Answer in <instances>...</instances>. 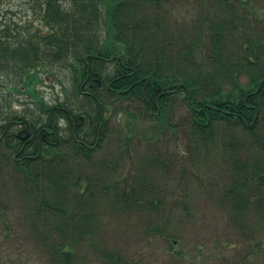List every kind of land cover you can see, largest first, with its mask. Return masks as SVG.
<instances>
[{
	"label": "trees",
	"instance_id": "1",
	"mask_svg": "<svg viewBox=\"0 0 264 264\" xmlns=\"http://www.w3.org/2000/svg\"><path fill=\"white\" fill-rule=\"evenodd\" d=\"M204 1L202 16L186 24L169 19L157 0H35L47 30L13 31L0 19V161L20 174L35 214L46 207L65 215V198L89 207L84 198H95V181L81 169L105 140L111 115L129 116L130 128L139 120L152 130L179 128L172 118L183 107V126L206 149L217 146L216 134H230L219 146L232 172L221 202L237 215L254 198L264 185V43L229 42L222 13L237 5L247 12V2ZM43 71L61 82L63 99L46 100ZM139 195L122 188L113 198L141 208ZM92 214L61 217L59 227L73 223L85 235ZM71 244H59L54 264H72Z\"/></svg>",
	"mask_w": 264,
	"mask_h": 264
},
{
	"label": "rangeland",
	"instance_id": "2",
	"mask_svg": "<svg viewBox=\"0 0 264 264\" xmlns=\"http://www.w3.org/2000/svg\"><path fill=\"white\" fill-rule=\"evenodd\" d=\"M157 1L179 24L202 16L205 6L200 2L206 4L204 0H172L168 5ZM244 2L247 12L237 5V12L222 13L230 23L229 42L239 46L245 40L261 39L264 43V0ZM36 10L35 0H0V19L13 31L47 30ZM41 75L46 100L63 99L61 82L44 71ZM63 77L61 81L71 89ZM187 113L183 107L172 118L179 128L153 130L152 124L140 120L130 128L129 116L111 115L105 140L81 169L95 181V198H84L89 207L65 198V215L46 207L35 214L32 208L37 202L24 193L20 174L0 161V264H54L61 243L73 244L72 264H264V201L260 200L264 185L259 183V191L241 213L235 215L224 205L220 195L232 172L219 146L230 134H216L217 146L206 149L191 137L188 124L183 126ZM122 188L142 193L141 208L115 202L113 197ZM49 201L56 203L54 198ZM86 211L93 214L85 235L73 223L64 222L60 229L59 218Z\"/></svg>",
	"mask_w": 264,
	"mask_h": 264
},
{
	"label": "flooded vegetation",
	"instance_id": "3",
	"mask_svg": "<svg viewBox=\"0 0 264 264\" xmlns=\"http://www.w3.org/2000/svg\"><path fill=\"white\" fill-rule=\"evenodd\" d=\"M35 137V134L33 133V136H32V138H34ZM39 137H40V135L37 137L38 138V144H39ZM26 138V137H25ZM24 139V138H23Z\"/></svg>",
	"mask_w": 264,
	"mask_h": 264
}]
</instances>
